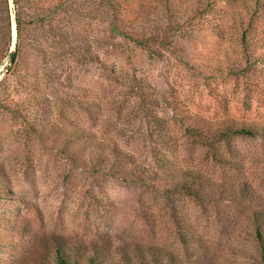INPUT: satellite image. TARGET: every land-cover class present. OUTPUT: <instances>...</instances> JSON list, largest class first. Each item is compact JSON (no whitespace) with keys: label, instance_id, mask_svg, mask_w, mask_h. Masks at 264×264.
I'll return each instance as SVG.
<instances>
[{"label":"rangeland","instance_id":"obj_1","mask_svg":"<svg viewBox=\"0 0 264 264\" xmlns=\"http://www.w3.org/2000/svg\"><path fill=\"white\" fill-rule=\"evenodd\" d=\"M139 5L143 29L119 36L101 0H76L72 38L62 11L46 56L0 62V264H56L57 249L69 264H261L264 144L217 139L264 123V39L242 45L241 10L221 2L220 37ZM94 141L132 157L126 178L71 164Z\"/></svg>","mask_w":264,"mask_h":264},{"label":"trees","instance_id":"obj_2","mask_svg":"<svg viewBox=\"0 0 264 264\" xmlns=\"http://www.w3.org/2000/svg\"><path fill=\"white\" fill-rule=\"evenodd\" d=\"M75 1L0 0V62L6 57L10 59V65L6 69L8 70V68L14 66L18 59H25L27 47L31 48L35 56L44 57L47 55L48 50L45 45L48 38H62L57 27H52L62 11L66 13L68 18V28L70 30L68 38H72ZM101 2L106 7L110 33L119 36H125L124 31L135 33L136 25H138V28L143 29L140 25L143 21V11L141 9L142 5H139V0L132 2L131 0H101ZM161 2L167 5L169 11L191 13L195 16L196 21L207 26L205 30L212 27L208 34L216 37L221 35L223 21L216 17L215 12L218 3H224L231 6L232 9L241 10L236 22L243 27L240 36L242 45L246 46L251 40L258 42V39L259 41L264 39V0H160ZM133 4L136 5L137 9L133 8ZM11 15L15 24L16 35L12 51ZM135 43L139 44L138 41H135ZM147 50L151 52L150 49ZM261 57L264 59V55H261ZM231 136L260 139L264 144V123L237 126L232 123L223 129L220 138L217 140L227 139ZM92 146L93 150L87 156H79L80 158L74 156L71 158V164L75 168H90L89 171L92 173L122 179L126 178L132 171V168L125 166L126 162L128 163L132 159L130 155H123L117 149H113L108 153L103 148L104 145L98 141H94ZM10 194L13 195V192L10 191ZM253 225L261 264H264V210L254 213ZM184 236L183 234L182 238ZM56 264H69L68 258L60 249L56 250ZM168 264H176V261L173 260Z\"/></svg>","mask_w":264,"mask_h":264},{"label":"water","instance_id":"obj_3","mask_svg":"<svg viewBox=\"0 0 264 264\" xmlns=\"http://www.w3.org/2000/svg\"><path fill=\"white\" fill-rule=\"evenodd\" d=\"M12 24L15 26L14 21H13V16H12ZM15 37H16V35H15ZM15 37H14V39L12 40V46H13V49H14Z\"/></svg>","mask_w":264,"mask_h":264},{"label":"bare ground","instance_id":"obj_4","mask_svg":"<svg viewBox=\"0 0 264 264\" xmlns=\"http://www.w3.org/2000/svg\"><path fill=\"white\" fill-rule=\"evenodd\" d=\"M15 32V31H14Z\"/></svg>","mask_w":264,"mask_h":264}]
</instances>
